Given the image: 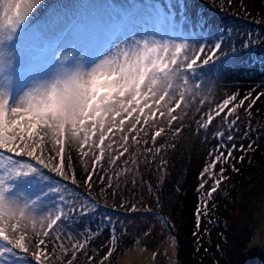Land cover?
<instances>
[{
    "label": "trees",
    "instance_id": "trees-1",
    "mask_svg": "<svg viewBox=\"0 0 264 264\" xmlns=\"http://www.w3.org/2000/svg\"><path fill=\"white\" fill-rule=\"evenodd\" d=\"M61 1L48 0L44 9L49 11ZM164 1L163 4L166 6L162 4L163 10L167 9L173 16H179L181 23L184 19L187 22L194 23L195 19L201 22L200 25L195 24L199 26V33L196 35L198 40L204 39L213 45L220 37L223 38V57L207 65L209 67L224 66V81L219 88V93L203 104L199 102L197 105L190 106L184 112L182 122L177 121L171 127L166 118L159 116V112L155 118L157 122L153 124L152 113L147 110L144 114H140V123L137 124L136 130L130 133L127 129L131 127V124L127 121L123 126L125 129L123 133L116 131L120 127L119 120L123 118V114L116 117L115 124L105 119L106 127L111 124L115 135L109 133L102 145L104 153L102 159L96 162V172L91 181V188L84 181L88 172L92 171L94 156L101 153L99 149H96L94 152L90 151L85 157L83 151L87 149L82 151L77 142L66 145L65 149L66 157H70L65 171L69 176H75V184L65 181L47 169L39 168L37 172L45 175L48 180L56 181L58 185H67L69 189L76 191L86 200L93 201L95 207L92 213L99 215L102 219L106 217L107 220L104 218L103 221L109 225H118L110 218L119 219L137 213L151 217L148 218L150 220H166L175 235L180 264H234L236 256L242 253L251 236L249 219L241 217V201L238 194L249 181L248 176L251 174H255L254 181L264 182V126L258 125L264 121V95H261L264 93V0H231V3L228 0H217L216 4L210 0ZM41 15H43L42 10L35 19H39ZM77 15L75 13L72 16L73 20L77 18ZM97 22L99 23V20ZM201 27L204 30L203 33L208 35L207 37L201 36ZM245 43L248 44L247 47L242 46ZM193 55L194 52L187 58H192ZM249 93L259 98L250 109L248 104L251 103V98L245 101V104L237 108L235 115L231 117V119L239 117L238 132L233 133L236 136L234 141L228 142L226 138L221 141L214 135L221 129H225V137L228 134L222 118H216L207 129L199 127L206 122L209 111L215 109V106L224 99L235 94L236 100L233 104H238ZM168 106L173 105L166 104L159 110L165 113V117ZM138 114L133 113V117ZM145 115L149 121L147 124L144 123ZM243 117L258 121L249 119L246 121ZM129 120L135 123L132 117H129ZM141 125H143L142 128ZM160 128H163L164 132L153 141V133ZM177 128L181 129L178 134ZM186 128L199 129L206 135L204 151L197 168H194L195 164L190 166L186 161L182 164L170 162L167 157V149L176 147ZM137 132H139L138 143L132 140V136L137 135ZM125 134L128 135L126 143L122 139ZM92 138L99 143L98 135ZM225 143L228 149H231L233 144L236 148L232 151L230 158L221 159L213 167L214 156H218L221 151L227 155V150L223 148ZM241 145L243 150H240ZM125 147L128 152L121 157L120 152ZM157 148L160 149L159 152L156 151ZM55 150L50 138L44 152L55 154ZM113 160L115 163L112 162ZM143 165L148 166L153 175L145 176ZM206 168L207 172H205ZM202 173H204L203 178ZM221 175L223 179L217 186L214 182L221 179ZM101 176L104 177L103 181L100 179ZM109 177H111V187L108 186ZM136 178H139L137 182ZM133 182H136L135 185L139 187L135 188ZM201 184L204 185L203 188L200 187ZM144 185L150 189V193L156 194L154 208L140 209L135 206L134 202L139 199V190H142L141 186ZM255 186L259 189L258 185ZM212 187H216L217 191L209 197L207 192ZM52 197L55 200L54 193ZM205 201H207V207H205ZM133 206L134 210H131ZM198 209L202 213L199 217ZM101 222L100 224H103ZM66 224L70 222L59 223L60 226ZM27 228L29 229L28 226ZM115 231L117 235L113 234L116 236L111 237L99 252L98 264L105 263L108 258L107 263L115 262L119 252L136 241L135 237L120 241L122 236L119 235L118 228H115ZM29 239L33 241V244L29 246L30 250H35L34 234L30 235L29 232ZM0 243L4 242L0 240ZM107 246L113 251L107 259H104L108 252ZM24 261L32 263L27 259Z\"/></svg>",
    "mask_w": 264,
    "mask_h": 264
},
{
    "label": "snow or ice",
    "instance_id": "snow-or-ice-1",
    "mask_svg": "<svg viewBox=\"0 0 264 264\" xmlns=\"http://www.w3.org/2000/svg\"><path fill=\"white\" fill-rule=\"evenodd\" d=\"M40 2L41 0H30V2L12 0L8 3L5 15L8 18L11 31L5 39L0 40V48H7L9 54L7 58L0 60V78L6 79L5 74L14 68L16 49L13 45L30 19L31 11ZM228 2L231 3V0ZM147 43L148 41L144 40L145 47ZM121 44L125 46L133 44L139 47L137 34L131 33L126 38L116 41L91 62L87 61L84 54L81 53L75 59V63L82 65L86 62L89 65H94L91 70L81 71L79 68L75 70L66 68L63 72H54L53 70L54 74H51V79L34 77V87L24 92L19 98H16L11 92L0 91V158H6L11 166L10 168H0V240L4 242L0 244V264H13V257L18 262L27 259L32 264H50L54 253L49 251L48 238L51 237L52 232L56 231L59 223L64 222L71 215L78 212L87 213L95 207V203L91 200H80L69 190L67 185L50 187L47 193H39L34 196L24 192L17 194L15 191L17 179L30 173H36L39 168H43L56 173L65 181L75 184V176H69L65 171L70 160V157L65 155V149L66 145L77 142L82 151L87 149V151H83L85 157L89 155L90 151L94 152L96 149H99L101 153V155L94 156L92 171L88 172L84 181L91 188V181L96 172V162L102 159L104 153L102 145L109 133L115 135L111 124L116 123V117L123 114V118L119 120L120 127L116 129L122 133L125 131L123 126L126 121L131 124L127 132L136 130L137 124L141 120L140 114H144L145 110L152 113L153 124L157 122L155 118L159 112V116L166 118L171 127L178 120V116L174 113L182 110L185 97L181 94L178 99H175L174 105L168 107L165 117V113L159 110L166 104L172 103V97L169 89L160 87V82L166 83L170 77L181 73L194 76L199 68L215 62L224 55L223 38L220 37L211 47L203 43L200 44L192 58L181 59L182 49L185 47L182 44L175 46V52L170 59L167 56L161 57L156 48L149 49L144 55H137L135 60H129L126 54L122 63H114L111 59L105 58L109 51L118 48ZM242 46L247 47L248 44L245 43ZM67 60L68 57L63 56L59 51L56 53V64ZM97 61L100 63L97 64ZM48 75L50 72L44 76ZM23 87L21 84V90ZM250 98L249 109L256 103L258 96L253 97L249 93L238 104H233L236 95H230L217 104L215 109L209 111L206 115V122L200 124L199 127L207 129L216 118H222L228 134L225 137V129H221L214 135L221 141H224L225 138L228 142L234 141L236 136L233 133L238 132L239 117L236 119H231V117L235 115L236 109L242 107L245 101ZM201 103L203 104V102ZM133 113L139 114L133 117ZM129 117H132L135 123H132ZM105 119L111 122L107 127L104 123ZM144 123H149L146 115ZM142 127L143 125H141ZM180 131V128L176 129L177 134ZM163 132V128L155 131L152 140L155 141ZM97 135L99 143H96V140L92 138ZM138 135L139 132L132 136V140L137 143L139 142ZM50 138L56 149L55 154L44 152ZM122 139L126 143L128 135H123ZM109 147L111 146L109 145ZM223 148L227 150V155L221 151L218 156H214L213 167L221 159L230 158L236 145L233 144L232 148L228 149L225 143ZM240 150H243V145L240 146ZM156 151L159 152L160 149L157 148ZM127 152L128 149L125 147L120 152V156H124ZM112 162L115 163V160ZM205 172H207V168ZM221 173H223V169H221ZM203 176L204 173L201 174L202 178ZM100 179L103 181L104 177L101 176ZM222 179L221 175V179L215 180L214 183L219 186ZM108 181V186L111 187V177L108 178ZM200 187L203 188L204 185L201 184ZM216 191L217 188L212 187L208 190L207 195L210 197ZM53 193L56 202L51 206H45L42 201L46 195ZM205 207H207V201H205ZM52 210H55L54 213ZM131 210H134V206ZM45 211L49 212V222L42 231L34 232L35 250H30L29 246L33 244V241L29 239L28 228L24 221L29 213L41 215ZM201 214L198 209V217ZM5 225H7V229ZM197 226L199 227V222ZM57 244L63 245L60 236L54 239V247ZM85 245L86 242L72 244L73 258L76 257L77 252H83ZM112 251L113 249L109 248L104 259H107ZM65 253H67V249H65ZM88 259L91 261L93 257L89 256ZM68 264H72V260H69Z\"/></svg>",
    "mask_w": 264,
    "mask_h": 264
},
{
    "label": "rangeland",
    "instance_id": "rangeland-1",
    "mask_svg": "<svg viewBox=\"0 0 264 264\" xmlns=\"http://www.w3.org/2000/svg\"><path fill=\"white\" fill-rule=\"evenodd\" d=\"M10 2L12 0H0V40L5 39L11 31L5 15ZM25 2H30V0H25ZM47 2L48 0H41L40 4L31 11L30 19L13 45L16 49L14 68L5 74L6 79L0 78V91L11 92L16 98L34 87V77L51 79V74H54L53 70L63 72L66 68L91 70L94 65L86 62L77 65L75 59L83 53L84 58L91 62L116 41L126 38L131 33L137 34L139 47L133 44L127 46L121 44L118 48L109 51L105 58L111 59L114 63H122L126 54L129 60H135L137 55H144L149 49L156 48L161 57L167 56L170 59L175 52V46L182 44L185 45L181 55L183 59L198 50L202 43L209 47L212 46L209 41L198 40L196 37L199 33V26L195 24L200 25L201 23L198 19H195L194 23L184 19L181 23L179 16L175 17L169 10H163L164 0H62L58 4L54 3L56 5L46 11L44 7ZM210 2L216 4L217 0H210ZM163 6L166 5L163 4ZM41 10L43 15L35 19L41 14ZM75 13L78 15L73 20L72 16ZM112 29L113 32H111ZM203 31L202 29L201 36L207 37L208 35ZM144 40L148 41L146 47ZM58 51L68 57L66 62L56 64ZM8 54L7 48H0V60L7 58ZM96 63L99 64L100 61ZM49 72L50 75L44 76ZM223 81L224 66H207L198 69L194 76L183 73L172 76L166 83L161 81L160 87L169 89L172 97V103L169 105H174L175 99H178L181 94L184 95L185 102L182 110L175 113L178 116L177 121L182 122L184 112L190 106L197 105L199 102L204 103L215 97ZM21 84L24 86L22 90ZM243 118L246 121L248 119L258 121L249 117ZM258 125L264 126V121ZM205 136V133L199 129L186 128L176 147L167 149L170 162L182 164L186 161L190 166L195 164L194 168H197L204 151ZM10 167L6 158H0V168ZM143 170L146 173L145 176L153 175L148 166L143 165ZM254 176L255 174L248 176L249 181L238 194L241 201V217L249 219L251 236L242 253L236 256L234 264H264V187H262L264 182L254 181ZM138 179L136 178V182ZM135 183L134 187H139ZM255 185H258L259 189H256ZM55 186H58L56 181L48 180L45 175L36 172L17 179L15 191L17 194L24 192L34 196L47 193L50 187ZM141 187L144 192L143 189L139 190V199L134 202L136 208L156 207V194L150 193L146 185ZM69 190L80 200H86L76 191ZM55 202L52 194L46 195L42 201L45 206H51ZM52 211L54 213L55 210ZM48 216V211L41 215L31 213L27 215L24 222L29 227L30 235L42 231L49 222ZM104 218L95 215L92 211L78 212L64 221H69L70 224L59 225L48 238L49 251L54 253L50 264H68L69 260H72V264H98L99 252L111 237L117 235L115 228H118L119 235L122 236L120 241L132 237H135L136 241L119 252L115 262L107 263L108 258L103 264H180L175 235L166 220H150L148 218L151 217L137 213L119 219L110 218L118 224L115 226L103 221ZM100 220L103 224H100ZM5 228L7 229V225ZM9 235L11 238L10 231ZM57 236L61 237L63 245L57 244L54 247V239ZM81 242H86L85 248L83 252H77L76 257L73 258L72 244ZM89 256L93 257L91 261L88 259ZM13 264L32 263L24 260L18 262L13 257Z\"/></svg>",
    "mask_w": 264,
    "mask_h": 264
}]
</instances>
